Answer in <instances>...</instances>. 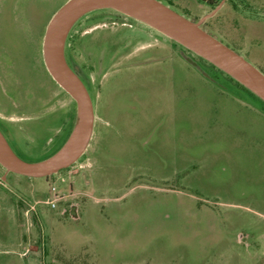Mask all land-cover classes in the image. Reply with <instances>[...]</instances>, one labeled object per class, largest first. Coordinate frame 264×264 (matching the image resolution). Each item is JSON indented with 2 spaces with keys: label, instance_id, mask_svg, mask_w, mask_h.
<instances>
[{
  "label": "rangeland",
  "instance_id": "1",
  "mask_svg": "<svg viewBox=\"0 0 264 264\" xmlns=\"http://www.w3.org/2000/svg\"><path fill=\"white\" fill-rule=\"evenodd\" d=\"M64 1L0 0V132L26 161L57 150L75 117L40 53ZM159 1L264 75V0ZM83 14L127 47L106 59L71 163L44 176L0 165V264H264V101L144 22Z\"/></svg>",
  "mask_w": 264,
  "mask_h": 264
},
{
  "label": "water",
  "instance_id": "2",
  "mask_svg": "<svg viewBox=\"0 0 264 264\" xmlns=\"http://www.w3.org/2000/svg\"><path fill=\"white\" fill-rule=\"evenodd\" d=\"M109 7L151 26L218 67L264 101V75L239 53L159 0H65L49 17L41 37L42 63L52 79L74 101L75 117L65 140L49 156L26 161L8 146L0 132V165L25 176H44L71 163L83 150L92 124L88 94L63 57V40L70 24L81 14ZM74 216V205L68 208Z\"/></svg>",
  "mask_w": 264,
  "mask_h": 264
},
{
  "label": "flooded vegetation",
  "instance_id": "3",
  "mask_svg": "<svg viewBox=\"0 0 264 264\" xmlns=\"http://www.w3.org/2000/svg\"><path fill=\"white\" fill-rule=\"evenodd\" d=\"M122 14L129 16L124 13ZM79 17L80 16L70 24L65 33L63 43L66 45V51L63 50V57L68 67L83 84L90 102H92L94 91L97 93L99 91V82L105 70L106 59L109 62L111 61L112 64L118 60L122 54L121 52L127 47L126 44H122V42H124V38L128 36L120 38L116 29L111 30L103 28L102 15L85 14L84 17L78 21ZM140 38L141 37L137 38L136 41L138 40L145 43L139 46L141 47L140 50H142V47L146 46L148 42H146V39L142 40ZM232 49L235 50L234 47H232ZM140 50L136 51L138 53L134 52V55L141 58L138 63L144 64L149 61V59H147L145 55L146 51L139 52ZM112 70H114V68H112ZM114 73L115 72L110 71L109 75H113ZM94 80H96V82H93Z\"/></svg>",
  "mask_w": 264,
  "mask_h": 264
},
{
  "label": "built area",
  "instance_id": "4",
  "mask_svg": "<svg viewBox=\"0 0 264 264\" xmlns=\"http://www.w3.org/2000/svg\"><path fill=\"white\" fill-rule=\"evenodd\" d=\"M58 197H59V194H57V192L55 190V185L50 184L48 186V196L45 197V200H43V201L46 202L48 206H53L54 200H56Z\"/></svg>",
  "mask_w": 264,
  "mask_h": 264
},
{
  "label": "crops",
  "instance_id": "5",
  "mask_svg": "<svg viewBox=\"0 0 264 264\" xmlns=\"http://www.w3.org/2000/svg\"><path fill=\"white\" fill-rule=\"evenodd\" d=\"M152 60H154L153 58H151ZM150 60V59H149ZM199 78H200V80L203 82V83H207V81H209L208 79H205V78H203V77H201V76H199ZM210 82V81H209ZM180 83H182V84H184V85H188V84H186V82L184 81V80H182V79H180ZM225 98H227V96H224ZM226 100H228V99H226ZM74 209H75V206H74Z\"/></svg>",
  "mask_w": 264,
  "mask_h": 264
},
{
  "label": "trees",
  "instance_id": "6",
  "mask_svg": "<svg viewBox=\"0 0 264 264\" xmlns=\"http://www.w3.org/2000/svg\"><path fill=\"white\" fill-rule=\"evenodd\" d=\"M250 93V92H249Z\"/></svg>",
  "mask_w": 264,
  "mask_h": 264
}]
</instances>
